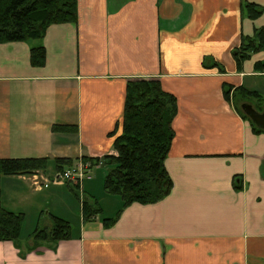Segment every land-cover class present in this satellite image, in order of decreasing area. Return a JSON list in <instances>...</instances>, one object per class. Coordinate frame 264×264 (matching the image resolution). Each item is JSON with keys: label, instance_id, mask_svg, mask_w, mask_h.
I'll return each instance as SVG.
<instances>
[{"label": "crops", "instance_id": "1", "mask_svg": "<svg viewBox=\"0 0 264 264\" xmlns=\"http://www.w3.org/2000/svg\"><path fill=\"white\" fill-rule=\"evenodd\" d=\"M241 1L78 0L77 24L49 27L42 67L31 63L38 43L0 44V159L77 164L83 157L116 156L111 133L121 131L131 79L159 80L178 100L165 161L173 181L168 197L123 208L120 197L103 192L107 172L100 164L81 187L63 183L84 200L98 201L101 215L82 217L67 240L46 241L33 251L31 234L50 231L53 218L44 227L31 218L19 249L0 242V264H264V133L237 112L233 93L230 100L224 95L226 84L264 88V74L255 70L264 52L241 71L232 56L242 36L264 28V13L243 17ZM245 1L264 7V0ZM206 58L226 73L205 67ZM54 125L78 131L59 134ZM49 166L46 173L3 178L2 195L4 183L21 180L23 199L34 204L32 193H43L40 184L55 174ZM101 198H108L114 215ZM66 215L53 214L67 221ZM109 219L115 222L106 226Z\"/></svg>", "mask_w": 264, "mask_h": 264}, {"label": "trees", "instance_id": "2", "mask_svg": "<svg viewBox=\"0 0 264 264\" xmlns=\"http://www.w3.org/2000/svg\"><path fill=\"white\" fill-rule=\"evenodd\" d=\"M78 0H0V44L14 42L38 43L31 49V63L42 67L46 64V49L43 41L50 26L56 24L78 23ZM264 7L245 0L241 1V14L251 20L260 18ZM264 52V28H258L253 36H242L240 45L232 51L238 71L242 70L245 61L252 55ZM205 67H218L221 73H226L225 67L211 58H206ZM256 72L264 74V62L255 67ZM254 99L259 104L264 103V96L258 90L246 87L234 88L224 85V95L230 100ZM247 102V101H246ZM237 112L249 120L254 132L260 134L264 130L257 128L236 103ZM263 111L264 108H258ZM178 114V100L166 92L159 80L154 78H135L127 82L124 114L119 134L114 136V150L117 155H108L102 159L83 157L81 161L90 163L93 167L100 164L109 166L105 181L107 194L120 197L123 208L134 203L149 205L168 197L173 189V181L166 169L168 157L175 138L173 121ZM55 133L73 134L78 129L74 126L54 125ZM53 163L55 173L64 172L74 165L71 159L56 158H22L0 159V194L3 177L33 176L46 173ZM101 207L98 201L83 203L84 221L92 220L99 215ZM53 218L50 231L37 229L30 238L33 242L31 251L46 241L57 244L67 240L71 226L58 217ZM25 217L15 214L0 206V242H13L19 249L18 242L22 234ZM115 220H104L106 226H111ZM20 257L26 254L20 252Z\"/></svg>", "mask_w": 264, "mask_h": 264}, {"label": "rangeland", "instance_id": "3", "mask_svg": "<svg viewBox=\"0 0 264 264\" xmlns=\"http://www.w3.org/2000/svg\"><path fill=\"white\" fill-rule=\"evenodd\" d=\"M258 5V4H257ZM261 6V5H260ZM258 90V92L263 94L264 96V88L258 89L260 87V84L257 83L255 85ZM243 99H239L236 101L239 107H241V104L244 103ZM250 104H252L256 109L258 108H264V103L257 102L254 99L248 100ZM242 108V107H241ZM240 108V109H241ZM108 170H107V169ZM109 166L106 164H103L101 166V169L105 172H107L104 183H103V192H105V181L106 177L109 172ZM97 173V168L93 169L92 176ZM7 178V177H3ZM8 179V178H7ZM3 180V179H2ZM40 186L43 187L44 192L39 194H33L30 196V198L34 201V204H31L26 201V199H23V193L24 188H26V182H22L21 180L14 179L10 183H4L3 184V208H5L7 211L15 214H23L25 217L24 220V227L26 228L29 226L30 221L33 219V226H37L38 220L41 219L42 226L44 227L46 224V221L50 220L51 217H53V214H59V212L67 213V221L64 218H61L62 220L66 221L71 227L73 226V222H76L83 217V203H90V201H87L88 198L84 200V196H82L74 187H69L68 184L63 182L55 183L52 180V173L48 175V183L45 185L40 184ZM2 190V189H1ZM99 192V196H103L102 193ZM0 195V196H1ZM108 197V196H106ZM101 198V203H103V207L105 206L107 211L109 213H112V215L115 214L116 209L110 208V205H108V198ZM49 213H52L51 216L48 215ZM56 212V213H55ZM47 213V214H46ZM101 215V213H99ZM111 216V215H109ZM32 218V219H31ZM27 219V221H26ZM24 228V229H25ZM23 229V230H24ZM26 232V229L25 231Z\"/></svg>", "mask_w": 264, "mask_h": 264}, {"label": "built area", "instance_id": "4", "mask_svg": "<svg viewBox=\"0 0 264 264\" xmlns=\"http://www.w3.org/2000/svg\"><path fill=\"white\" fill-rule=\"evenodd\" d=\"M93 168L90 163L81 161L64 172L55 173L52 180L54 182H72L78 187H81L84 182L91 180Z\"/></svg>", "mask_w": 264, "mask_h": 264}, {"label": "water", "instance_id": "5", "mask_svg": "<svg viewBox=\"0 0 264 264\" xmlns=\"http://www.w3.org/2000/svg\"><path fill=\"white\" fill-rule=\"evenodd\" d=\"M242 110L257 128L264 130V110L260 112L249 103L243 104Z\"/></svg>", "mask_w": 264, "mask_h": 264}, {"label": "flooded vegetation", "instance_id": "6", "mask_svg": "<svg viewBox=\"0 0 264 264\" xmlns=\"http://www.w3.org/2000/svg\"><path fill=\"white\" fill-rule=\"evenodd\" d=\"M245 103H247V102L242 103V104H241V107H242V105L245 104ZM249 104H250V103H249ZM251 105H252V104H251ZM241 107H240V108H241ZM241 109H242V108H241ZM255 109H256V108H255ZM256 110H258V109H256ZM258 111H260V110H258ZM260 112H262V111H260Z\"/></svg>", "mask_w": 264, "mask_h": 264}]
</instances>
